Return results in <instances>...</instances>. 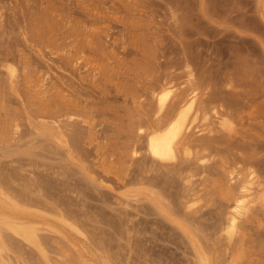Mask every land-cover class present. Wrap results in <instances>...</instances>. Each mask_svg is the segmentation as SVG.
<instances>
[{"label":"bare ground","instance_id":"obj_1","mask_svg":"<svg viewBox=\"0 0 264 264\" xmlns=\"http://www.w3.org/2000/svg\"><path fill=\"white\" fill-rule=\"evenodd\" d=\"M187 1L0 0V264H264V0Z\"/></svg>","mask_w":264,"mask_h":264},{"label":"rangeland","instance_id":"obj_2","mask_svg":"<svg viewBox=\"0 0 264 264\" xmlns=\"http://www.w3.org/2000/svg\"><path fill=\"white\" fill-rule=\"evenodd\" d=\"M191 2H189V0L187 1V3H188V10H189V14H190V17H192V22H195V21H197L198 23H200L199 25L202 27V26H204V27H206V24L204 23L203 24V22L205 21V18H203L202 17V15L199 13V11H198V3H197V1L196 0H190ZM212 1H218V0H210V3H212ZM243 0H241L240 2H242ZM247 2V3H246ZM244 3H246V5L244 4ZM193 4V5H192ZM195 5V6H194ZM253 2H252V0L250 1V0H245V1H243L242 3H241V6H243L242 8V10L244 11L245 10V16H247V18L249 17V16H251L252 17V15H254L253 13ZM246 6V7H245ZM245 8V9H244ZM197 9V10H196ZM247 9V10H246ZM196 10V12H194ZM197 11H198V14H200V15H198L197 14ZM191 12V13H190ZM246 12H247V14L248 15H246ZM249 12H252V13H249ZM192 13H194V14H192ZM238 14V13H237ZM197 16H199V17H197ZM222 15H220V16H216V17H214V18H216L215 20H219V21H223V19L225 20L227 17L226 16H223L224 18H222L221 17ZM218 17H220V18H218ZM239 17V16H238ZM199 18H201L202 19V21L203 22H201V20L199 19ZM222 18V19H221ZM237 20V19H236ZM206 22V21H205ZM241 30H244L245 31V29H243V27H241L240 28ZM201 31H202V28H201ZM201 41H202V38H201ZM12 164H14V163H11V165ZM8 166V164H6V167ZM10 166V165H9ZM7 167V169H9L10 167ZM43 167H45V166H43ZM42 166L40 167L39 166V168H41L40 170L42 171H44L45 170V168H48V167H45L44 169H42L43 168ZM38 168V169H39ZM37 169V168H36ZM37 169V170H38ZM36 170V171H37ZM38 171V173L41 175V177H43L42 175L44 174V176L47 174L48 176H45L46 178L48 177L49 178V181L51 182V184L55 187L56 185V189L57 188H63L64 186H61L60 185V183L59 184H56V183H58V182H56V181H59V180H56V178H57V176L55 175V177L56 178H54V175L51 173V172H49V169L47 170L46 169V172H49V173H45V171L43 172V173H41V171ZM52 171V170H51ZM52 174V175H51ZM58 179V178H57ZM59 185V186H58ZM92 190L90 189V190H87V196H85V197H82V199L81 198H79V199H75V200H77L76 202H78V205H76V206H79V207H82V209L85 211V213H86V216H88L87 218H92V219H90L92 222H95V221H98V222H95V226L97 227V229L98 230H102L103 232H104V234H105V236L106 237H108V239L109 238H111L110 239V241H112V243L113 242H115V243H113V245H116V243H120L121 245L123 244V248L125 247L126 248V246H124V238H122L120 235V230L118 229V226H117V223L115 222V221H117V219L116 218H118V215H115V213L116 212H118V211H116V210H120L121 208H120V206H116V203L114 204L113 202H112V200H113V198H111L110 196H108L107 194H104V195H102V196H98V195H96L93 191L91 192ZM92 194V195H91ZM95 196V197H94ZM104 196V197H103ZM88 197V198H87ZM106 198V199H105ZM110 198V199H109ZM81 199V200H80ZM86 199H87V201H86ZM104 199V200H103ZM79 200V201H78ZM105 201V202H104ZM75 201H74V203H76ZM80 203V204H79ZM85 203V204H84ZM108 203V204H107ZM112 203V204H111ZM84 204V205H83ZM79 207H76V208H78L79 209ZM91 207V208H90ZM102 207V208H101ZM108 207H112L111 209H113L114 208V210H112V211H114V212H112L111 211V209L110 208H108ZM119 207V208H118ZM86 208H87V210H86ZM88 208H89V211H88ZM97 208V209H96ZM104 209V210H103ZM132 210L130 213H133L132 215H134L133 217H135V218H133V219H138L139 218V220H138V222H137V220L135 221V225L137 226V227H135V229H133L134 231V233L136 234L137 233V231H138V233L136 234V237H138V235L140 236L139 238L144 242V245L145 246H147L148 248H150L149 250L152 252V251H154V254L155 255H158V253H160V254H164L165 253V256H172V257H177V258H179L180 257V254H181V249H182V242H181V238H180V236H179V234H178V232L174 229V228H172L171 226H169L170 224L169 223H166L165 221H163L159 216H156V215H154V214H152L151 215V211L150 210H143V209H141V208H139L138 209V211L136 212V210H134V209H132V208H128V210ZM91 210V211H90ZM97 210H98V212H99V215H98V213H97ZM102 210V211H101ZM129 210V211H130ZM87 211H88V213H87ZM95 211V212H94ZM141 213H140V212ZM146 211V212H145ZM148 211V212H147ZM119 212H121V210L119 211ZM135 212V213H134ZM139 212V213H138ZM146 214H145V213ZM151 212V213H150ZM104 213V214H103ZM112 213H113V215H112ZM137 213V214H136ZM88 214V215H87ZM95 214L98 216V218H97V216H95ZM103 214V215H102ZM116 214H119V213H116ZM139 214V215H138ZM148 214V215H147ZM116 216V218H115V216ZM90 216V217H89ZM95 216V220H94V217ZM108 216V217H107ZM112 216H114V220H113V218H111ZM138 216V218H136ZM99 217H101L100 219L102 220L101 222H100V219H99ZM156 217V218H155ZM157 217H159L160 218V220H159V218L157 219ZM97 219V220H96ZM156 219L157 220V222H156V220L154 221V220ZM90 220L88 219V222L89 223H92V222H90ZM105 220H106V223H105ZM159 220V221H158ZM153 221H154V224H153ZM113 222V223H112ZM116 224H115V223ZM96 223H97V225H96ZM101 223V224H100ZM111 223H112V226H111ZM113 224H115L114 226H113ZM93 225H94V223H93ZM108 225H110V226H108ZM108 226V227H107ZM99 227V228H98ZM100 227H101V229H100ZM110 227L112 228V229H110ZM140 227V228H139ZM115 228V229H114ZM120 232H119V231ZM114 231H115V233H114ZM107 234H106V233ZM110 236H109V235ZM119 234V235H118ZM108 235V236H107ZM113 235V236H112ZM115 238H116V240H115ZM113 239V240H112ZM181 242V243H180ZM156 252V253H155ZM171 254V255H170ZM175 257V258H176Z\"/></svg>","mask_w":264,"mask_h":264}]
</instances>
